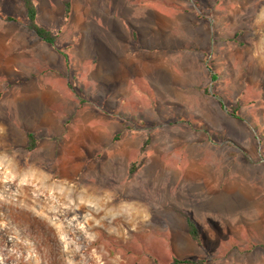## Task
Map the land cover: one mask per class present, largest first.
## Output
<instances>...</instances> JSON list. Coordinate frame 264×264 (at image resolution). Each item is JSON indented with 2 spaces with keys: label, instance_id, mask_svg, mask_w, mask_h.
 Here are the masks:
<instances>
[{
  "label": "rangeland",
  "instance_id": "1",
  "mask_svg": "<svg viewBox=\"0 0 264 264\" xmlns=\"http://www.w3.org/2000/svg\"><path fill=\"white\" fill-rule=\"evenodd\" d=\"M34 2L52 44L0 0V264H264V0ZM155 25L196 78L134 56Z\"/></svg>",
  "mask_w": 264,
  "mask_h": 264
},
{
  "label": "crops",
  "instance_id": "2",
  "mask_svg": "<svg viewBox=\"0 0 264 264\" xmlns=\"http://www.w3.org/2000/svg\"><path fill=\"white\" fill-rule=\"evenodd\" d=\"M22 5L24 7L23 0H22ZM37 10H38V7H37ZM161 14L163 16H168V14L166 12H162ZM0 18L5 19V20L7 19L10 21H14V22L22 21L19 18H16L15 16H12L9 14H4V13H0ZM37 19H38V15H37ZM113 34H115V33H113ZM35 35L38 38H40L36 33H35ZM131 35H132V39L138 43V49H137V52L135 53L134 56H136L141 61V64H145V63L148 64V66H150L153 69V70H151V72L154 71L156 74L160 75V78H158L157 82H161L162 80H167L166 78L161 77V73H162L161 70L166 68V65L169 66V68H171L170 72L173 74L172 77H170V80L186 79L187 81H189L190 78H192L194 76L196 78V70H193L192 76H190L189 71H186V72L183 71V69H182V61H183L182 55H180L179 60L177 59L178 57L175 58V55H177L176 49H171V48H169V46L167 47V44L164 40L163 31L161 32V29L159 26H157V25L149 26V27H147V31L144 33H140L134 27V29L131 31ZM41 40H43V39H41ZM113 56L115 58V62L116 63L119 62L118 56L117 55H113ZM139 64H140V62H139ZM207 68L209 71H211L209 65H207ZM216 79H217L216 74H212V80L215 81ZM132 80L134 82L133 83L134 85L132 87V89H134V91L136 89H140V88L145 87V91H147V95L149 97L154 96V94L152 92L154 87L148 83L149 78L147 77L146 72L143 71L141 68L140 69L137 68L134 71V75H133ZM118 82H119V80L116 77L111 78V83H113L111 88L116 89L115 93L111 95V96H114L113 99H116L115 94H116L117 90L119 89V87L121 86V85L117 84ZM135 82L138 83L140 86L136 85ZM126 103H131V101L130 100L124 101V104H126Z\"/></svg>",
  "mask_w": 264,
  "mask_h": 264
},
{
  "label": "trees",
  "instance_id": "3",
  "mask_svg": "<svg viewBox=\"0 0 264 264\" xmlns=\"http://www.w3.org/2000/svg\"><path fill=\"white\" fill-rule=\"evenodd\" d=\"M24 2V7L26 10V18H27V26L34 31L41 39H43L44 41L48 42V43H54L56 36L54 35L53 31L41 26L40 24H38L37 22V15H38V10H37V6L34 2V0H23ZM69 4H66V13H69ZM29 137V145H28V149L32 150L35 146H36V141H35V137L33 133H29L28 134ZM136 165L133 164L130 172L133 173L136 169ZM185 219H186V223H187V227H188V233L190 235V237L197 241L200 242L201 241V233L199 231V228L197 226L196 221L188 216L185 215ZM189 264V263H199L197 261H192V260H180V259H175L174 260V264Z\"/></svg>",
  "mask_w": 264,
  "mask_h": 264
}]
</instances>
